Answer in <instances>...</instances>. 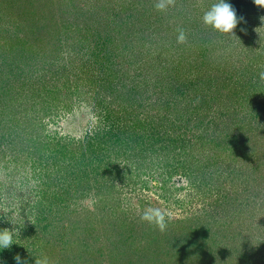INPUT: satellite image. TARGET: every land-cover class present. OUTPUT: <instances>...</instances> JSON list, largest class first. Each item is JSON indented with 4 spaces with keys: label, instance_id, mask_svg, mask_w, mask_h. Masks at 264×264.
Here are the masks:
<instances>
[{
    "label": "rangeland",
    "instance_id": "374dc122",
    "mask_svg": "<svg viewBox=\"0 0 264 264\" xmlns=\"http://www.w3.org/2000/svg\"><path fill=\"white\" fill-rule=\"evenodd\" d=\"M27 1L0 0L1 75V72H5L13 65L11 55L15 54H13L14 47L12 45L23 46L21 49L15 47L17 48V59L23 60V57L25 59L20 62L23 64V70L30 72L33 69L27 63L30 58H26L29 55L27 51L33 45H37L39 40H35L37 35L31 32L34 30L30 25L31 11L36 13L45 7L54 9V6L64 9L63 5L68 8L74 3H79L83 9L89 12L88 16L93 18L99 16V13L95 11L98 6H103V10L100 12L103 14L107 13L106 8L110 5L114 12L121 10L119 14L122 16L130 13L137 14V11L141 12L145 9H149L153 19L157 18L155 14H158L161 21L157 23L159 24L157 26L160 27L161 32L157 30L147 39L151 38L160 45L165 44L168 48L172 44L174 47L185 49L181 55L184 75H188L191 81L204 75L205 77L209 75L211 79H218L220 83L212 86L213 92L215 88L220 89L217 90L220 92L222 90L221 80L226 82L228 79V73L220 72L221 69H224L223 65L227 63L236 68L251 61L252 67L257 69L254 73L255 77L264 72V54L263 59L259 57L264 45V21H261V17H264V8L256 6L253 0H226L236 10L237 18H243L234 30L235 36L220 33L204 24L205 12L217 0H175L174 4L168 5L164 10L156 8L159 0H146L142 3L140 0L133 7L131 6L132 2L139 0ZM139 14H137V18ZM148 17L150 16L148 15ZM195 17L198 18L196 24L191 20V18L195 20ZM185 19L187 20L185 21ZM139 23L138 19V23H134V26L135 24L140 25ZM172 27H174L173 33L169 31V28ZM181 30L185 35L183 43L178 41ZM193 30H196V33H193ZM171 34L174 35L173 39H171ZM202 40L208 41L211 48L216 47L214 51L208 52L207 50L205 56L198 54L197 46L202 43ZM71 47L75 49L74 46ZM30 62L32 61L30 60ZM59 62L62 61L59 60ZM45 67L49 70L61 71V68L56 64ZM75 67L77 68L76 65ZM219 76L222 78L220 79ZM230 76L229 74V79ZM55 80L59 82L54 84L53 94L50 97L51 112L43 121H35L36 126H34V121L30 125L28 124L30 121L26 123L29 135H39L43 142L49 143L58 139L59 144L62 143L69 149L71 148L75 154L85 152L86 157L89 153L93 155L92 158L96 155L101 158L100 153L95 151V146L89 148L87 143V138L92 137L104 125L102 122L104 117L99 115V112L93 107L95 99L88 94L80 96L79 92H83V89H76L77 84L73 82L72 84L71 82L65 83V77L55 78ZM253 80L258 79L253 78ZM58 85L61 87L60 90L57 88ZM207 89L204 85V91ZM164 95H169L167 90ZM213 95L214 93L209 92L208 97L205 93L204 98L206 101H210ZM254 96L256 99H254L252 107L264 109V92ZM230 100L233 101V109L236 110L238 108L236 98H230ZM230 100L226 96H221L219 104L211 102L212 109H209L207 105L202 109L203 113L209 114L202 120L203 129L207 123L209 125L205 128L207 134L212 133L209 135L222 139V136L224 137L228 133L227 123L234 121L230 120L227 115L229 111H226L225 107L230 103ZM196 106L198 105L196 104ZM192 108L194 107L192 106ZM144 109L143 111H146L149 107L146 106ZM197 112L199 113V109ZM147 114L148 112L145 114L142 112L139 117L144 119ZM250 118L251 115L245 121H255L254 118ZM257 120L264 121V115H260ZM221 128L225 130V133L221 132ZM232 134L234 144L242 146L239 150L244 153L240 156L237 153L233 154L232 157L236 158L235 167H229V172L236 173V166L243 171L264 170V149L260 147L264 145V137L261 136V141L258 142L260 146H254L251 141L244 145L245 140L243 139L248 138L244 131L238 134L232 131ZM13 137L12 134L5 131L0 139L3 138L2 142H6L5 144L18 143V141L12 140ZM25 143L26 140L12 147L11 150H8L9 152L5 151L4 158L3 154L0 157V182L5 185L11 184V189L12 187L15 189L13 199L9 200L4 196L5 190H0V218L2 217L3 221L11 220V225L15 224L16 220V223L20 222V225L16 224L11 227L15 239H13L14 244L11 248L4 251L6 264H16L14 257L17 254L23 260H27V264H35V260L44 257H47L49 264H148V260L151 258L156 260V263L161 256L171 259L172 264H211L214 262L223 264L225 259H228L227 264L264 263V196L262 195L264 189L261 186L257 185L258 187L255 188L260 190V196L249 192L242 196L239 194L237 198L233 195L237 192L225 183L224 190L228 189L231 193L223 202L220 199L216 200V196L210 198L208 195L203 197L196 195L194 191L186 187L184 180L178 178L171 179L163 185L162 181L155 179L156 168L149 165L146 160L142 166H139L142 174L134 185L133 183L126 185L119 181L109 192L100 187L84 193V182H82L76 190L66 191V188L72 186V178L66 177L65 173L61 172V179H66L68 182L60 184L59 181H56L57 175L55 176L57 168H53L52 176L47 179L44 173L46 170L42 169L45 162L36 160L28 152L21 151L20 147ZM86 148L93 152L87 153ZM225 155L227 153L222 156ZM58 156L61 159V156ZM256 159L259 161L258 163L253 162ZM62 162L66 165L65 160ZM90 166L85 158L80 162L79 168L86 167L87 171ZM220 167L216 171L222 170L224 166ZM89 184L91 183L89 182ZM261 184L264 185V183ZM59 185H61V199L65 201V203L62 202L65 213L60 216L57 227L44 233L43 230H40L43 223L37 212L36 216L35 212L32 216L27 215L28 205L39 200L37 194L42 198H48L45 196L47 195L45 191L49 190L48 187L56 189V186L59 187ZM42 201L41 199L40 203ZM21 204H24V207L28 204L24 209L25 217L18 212ZM149 207L159 208L166 213L167 228L165 230L171 231L172 235L177 237L174 248L164 246L165 231L161 232L155 225L141 220L144 210ZM149 234L153 238L145 240V236L147 237ZM200 234L206 238L200 239ZM128 236L130 241L136 243L138 249L131 248L128 243L120 245L119 241L121 242L123 239L126 241ZM198 240L202 242H198ZM144 242H148V244ZM193 243H197L195 247ZM238 243L239 247H237ZM98 244L103 246L101 254L95 253ZM39 245H44V249H41ZM178 247H185V251H182L183 248L177 250ZM152 254L154 255L152 256ZM4 262L5 258L0 256V264Z\"/></svg>",
    "mask_w": 264,
    "mask_h": 264
},
{
    "label": "trees",
    "instance_id": "16d2710c",
    "mask_svg": "<svg viewBox=\"0 0 264 264\" xmlns=\"http://www.w3.org/2000/svg\"><path fill=\"white\" fill-rule=\"evenodd\" d=\"M143 1L146 0H142L141 3ZM139 2L140 0L130 4L133 7ZM62 7L64 9H58L56 6L54 9L45 7L36 13L34 11L30 13L32 17L30 25L34 29L31 32L37 35L35 40H39L37 45H33L27 51L29 55L26 58L30 57L27 63L33 69H30V72L23 70V64L20 62L25 61L24 57L22 56L23 60H18L16 57L17 48L21 49L23 46L12 45L15 54L11 55L13 65L5 72H1L2 75L0 74L2 77L0 136L8 131L14 136L12 140L18 141V143L5 144L6 142H2L3 138H1L0 157L5 151L26 140L25 145L20 147L21 151L28 152L36 160L45 162L42 169L46 170L44 173L47 179L52 176L53 168H57L55 176L59 177L56 176V181L60 184L68 182L66 179H61V172H64L66 177L72 178V186L66 188V191L76 190L82 182H84V193L100 187L109 192L119 181L126 185L132 183L134 185L142 174L139 166L148 160L147 163L156 168L155 179L162 181L163 185L171 179L178 178L184 180L186 187L201 197L216 196V200L220 199L224 202L231 193L228 189L224 190L225 183L237 192L233 193L236 197L249 192L261 195L260 190L255 188L261 186L264 189V185L261 184L264 183V170L243 171L237 166L236 173L228 170L229 167H235L236 158L232 157L233 154L237 153L240 156L244 153L239 150L242 146L234 144L232 131L237 134L243 131L246 133L248 138L243 139L244 145L251 141L257 146L261 136L264 137V121L257 120L260 115H264V109L252 107L256 99L254 95L264 92V81L259 75L254 76L257 69L252 67L251 61L236 68L229 63L223 65L224 69L220 72L228 73V79L226 82L223 81L224 83L221 80L223 92L222 90L218 92L217 90L220 89L217 88L213 92L212 86L220 83L218 79L204 75L191 81L188 75H184L181 55L185 49L174 47L172 44L168 48L165 44L160 45L151 38L147 39L156 33L155 31L161 32L160 27L157 26L161 21L158 14H155L157 18L153 19L149 9H145L141 12L137 11V14L140 13L138 18L135 13L122 16L119 14L121 10L114 12L110 5L106 8L107 13L103 14L100 13L103 6H98L95 11L99 16L93 18L88 16L89 12L79 3H74L68 8L64 5ZM138 19L140 25L134 26V23H138ZM191 20L197 23L198 18ZM167 29L168 27L165 30L166 36ZM173 30L174 27L169 28L171 33ZM194 32L196 33V30H193ZM170 36L171 39L174 38L173 34ZM199 44L198 54L204 56L207 50L212 52L216 48L214 46L211 48V44L208 45V41L204 40ZM262 48L260 59H263L264 45ZM18 52L20 54L19 49ZM51 64L59 66L61 71L49 70L45 67ZM63 77L65 83L73 82L77 84L76 89H83V92H79L80 96L88 94L94 98L93 107L104 117L103 127L92 137L87 138L89 148L95 146L94 149L98 154L100 153L101 158L98 155L92 158L93 155L88 152L93 151L87 148L86 157L85 152L80 151V154L79 152L75 154L71 148L59 144L58 139L52 141L53 143L43 142L41 136H30L28 133L27 122L30 121L28 123L30 125L33 124L32 121H43L49 116L50 97L53 88L59 82L55 78ZM253 78L258 80L254 81ZM204 85L208 88L206 91ZM57 88L60 90V85ZM165 90L169 95H164ZM209 92L214 95L211 97L212 100L206 101L204 95L207 93L209 97ZM221 96H226L228 100L236 98L238 105L237 111L233 109L232 100L225 106L226 111H229L227 115L234 121H228V133L222 136V139L209 135L212 133L207 134L205 128L209 125L207 123L203 129L202 121L207 118L206 115H209L203 113L202 109L205 105L212 109L211 102L219 104ZM146 106L149 109L143 111ZM141 111L144 114L148 112L144 119L139 117ZM249 115L255 121L246 122L245 119H248ZM221 132L225 133V130L221 128ZM260 147L264 149V145ZM225 153L227 155L222 156ZM2 157H5L4 154ZM85 158L91 165L87 171L86 167L79 168L80 162ZM253 162L259 161L256 159ZM220 166H224L223 169L216 171L221 168ZM56 187V189L48 187L49 190L45 191L47 194L45 196L48 198H42L37 194L39 200L28 202L30 205L26 204L25 207L21 204L20 211L18 209L24 217V209L27 205V215L32 216L35 212L36 216L37 212L42 218L43 224L40 230L44 233L57 227L60 216L65 213L62 204L65 201L61 199V185ZM3 189L7 200L13 199L15 189L13 187L11 189V184L5 185L0 182V190ZM262 195L264 196V193ZM41 199L42 203H40ZM16 222L17 220L14 226L20 225V222ZM11 224V220L3 221V218H0V230L11 231L13 226ZM164 231L166 236L164 246L173 247L177 237L173 236L171 231ZM129 236L126 241H123L124 239L119 241L120 245L128 243L131 248L138 249L136 243L129 240L131 237ZM146 238L150 240L153 236L149 234L144 239ZM201 238L205 239L206 236L200 234ZM198 242L202 241L198 240ZM196 244L193 243L194 247ZM39 246L44 249V245ZM239 246L238 243L237 247ZM185 247H178L177 250L183 248L181 250L185 251ZM102 249L103 246L98 244L95 253L101 254ZM4 251L6 252V249L0 251V256L5 258L2 264H6ZM227 260L225 259L223 264H227ZM155 261L151 258L148 264H172L171 259L164 256H161L156 263Z\"/></svg>",
    "mask_w": 264,
    "mask_h": 264
},
{
    "label": "clouds",
    "instance_id": "9594fccd",
    "mask_svg": "<svg viewBox=\"0 0 264 264\" xmlns=\"http://www.w3.org/2000/svg\"><path fill=\"white\" fill-rule=\"evenodd\" d=\"M175 0H159L156 4L158 10H164L168 5L174 4ZM253 3L261 8H264V0H253ZM243 18L238 19L236 10L233 6L226 2V0H217L211 8L205 12L203 22L205 25L212 27L214 30L235 36L234 30L237 28L238 23ZM264 21V17H261ZM178 41L183 43L185 35L180 31ZM260 79L264 80V72H261ZM141 220L148 222L150 225H155L161 232L167 228L166 213L159 208H147L144 210ZM13 230L3 229L0 230V251L10 249L13 243ZM16 264H27V260H23L19 254L14 257ZM35 264H49L47 257L35 260Z\"/></svg>",
    "mask_w": 264,
    "mask_h": 264
}]
</instances>
